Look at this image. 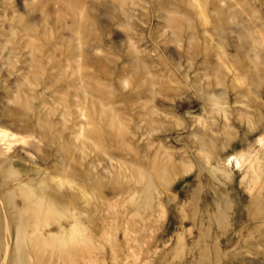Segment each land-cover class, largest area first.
<instances>
[{"label": "rangeland", "instance_id": "1", "mask_svg": "<svg viewBox=\"0 0 264 264\" xmlns=\"http://www.w3.org/2000/svg\"><path fill=\"white\" fill-rule=\"evenodd\" d=\"M89 100L106 105L94 118L101 136L83 114ZM0 128V161L102 181L103 199L91 190L88 264H264V238L245 241L242 224L199 245L202 229L170 213L193 193L217 196L197 162L211 138L242 217L251 179L234 155L264 165V0H0ZM164 161L172 170L157 175ZM139 169L172 180L158 193L167 211L137 233L140 251L124 234L135 236Z\"/></svg>", "mask_w": 264, "mask_h": 264}, {"label": "bare ground", "instance_id": "2", "mask_svg": "<svg viewBox=\"0 0 264 264\" xmlns=\"http://www.w3.org/2000/svg\"><path fill=\"white\" fill-rule=\"evenodd\" d=\"M220 98L211 95L208 100L213 108L225 113L226 109L223 107L225 101H221ZM28 103L26 100L23 101L25 106H28ZM83 114L89 118L88 124L95 125V134L101 136L105 125L103 123L97 125L94 118L96 114L101 117L106 114V105L99 100H89L83 105ZM109 121L116 130L117 124L112 120ZM34 130L38 133L41 131L39 128ZM83 131L80 130V133ZM0 134L8 137V132L4 128H0ZM100 139L101 137L94 141V145L98 148H100ZM259 141L264 144V135L259 137ZM203 143V154L200 161L197 160L199 171L205 169L217 180V184L212 185L215 189L213 192L217 196L207 195L199 200L193 193L182 204L183 207L182 205L178 208L173 207L170 213L173 211L180 214L178 224L189 221L193 226L202 229L196 242L199 245L201 243L208 246L209 242L212 245L218 244L219 238L216 234H212L211 230L220 228L225 232L232 224L233 226L242 224L241 226L249 231L250 237L245 238V241L261 240L264 238V165L255 164L257 160H252L253 157L250 158L247 153L234 155L237 163H247L245 174H250L251 179L247 185L250 194L242 208L244 211L241 219L240 216L238 217L239 212L230 210L232 207L230 191L224 185L226 180H230L232 172L226 163L218 160V148L221 146L217 148L211 138L204 140ZM229 163H231L230 159L228 165ZM154 166L158 167L156 174L160 176L167 175V171L172 170L167 161L155 162ZM220 176L224 180H221ZM136 178L140 182L134 197L137 204L129 216L137 217L136 229H132L135 236H129V226L124 228V234L126 242L135 241L140 251L142 238L138 239L137 233L140 234L141 229L147 228L149 225L146 223L155 219L156 215L160 216L167 211L158 193L165 189L166 184L168 187L172 180L170 177L164 178L166 182L160 184L153 173L142 169L137 171ZM97 183L91 185L83 178L78 181L76 173L70 170L54 169L51 173L42 174L36 166L26 167L10 158L2 159L0 161V264H88L93 247L89 218L92 212L91 190H96L98 197L103 199L102 181ZM241 226L238 227L239 230ZM253 233L254 235H251ZM228 239L232 240V237ZM139 251L132 253L134 258L138 256Z\"/></svg>", "mask_w": 264, "mask_h": 264}]
</instances>
